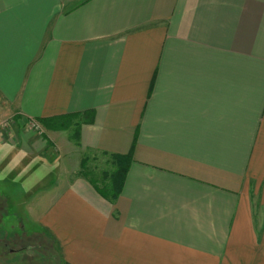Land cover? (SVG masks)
Instances as JSON below:
<instances>
[{
  "label": "crops",
  "instance_id": "obj_1",
  "mask_svg": "<svg viewBox=\"0 0 264 264\" xmlns=\"http://www.w3.org/2000/svg\"><path fill=\"white\" fill-rule=\"evenodd\" d=\"M4 122L3 161L57 164L35 206L60 264H264V0H0ZM105 154L131 159L114 202L81 173Z\"/></svg>",
  "mask_w": 264,
  "mask_h": 264
},
{
  "label": "rangeland",
  "instance_id": "obj_2",
  "mask_svg": "<svg viewBox=\"0 0 264 264\" xmlns=\"http://www.w3.org/2000/svg\"><path fill=\"white\" fill-rule=\"evenodd\" d=\"M62 137L66 139L67 136L62 134ZM56 165L50 158L33 161V166L27 163L22 167L20 163L10 165L0 156V231L15 230L28 236L24 243L26 250L21 251L25 252L23 255L26 258L27 252L32 256L27 261L29 264H60L56 252L51 249L49 243L39 239L38 232L41 230L37 224L43 211L35 206V200L39 196L37 195L39 181L55 180L58 172ZM59 167V171L63 174L66 171L65 163L59 164ZM110 169L109 158L100 155L96 160L83 162L81 173L89 175L88 178L95 182L99 180L96 178L100 175L102 179V172ZM0 239H5V236L0 235ZM13 247L15 246H7L5 241L0 242V251L10 250ZM18 258L21 260V257L16 259ZM26 258L25 264H27Z\"/></svg>",
  "mask_w": 264,
  "mask_h": 264
},
{
  "label": "trees",
  "instance_id": "obj_3",
  "mask_svg": "<svg viewBox=\"0 0 264 264\" xmlns=\"http://www.w3.org/2000/svg\"><path fill=\"white\" fill-rule=\"evenodd\" d=\"M73 118H76V116L72 118L67 116L54 117L43 119L41 122L46 129L55 131H67L70 130L72 126H74V128L71 129L72 131L70 130V137L72 139H77L79 124H71ZM104 156L109 158V164L111 167L110 171L102 172V179L100 175L99 178H96L99 180L95 182L88 178L89 175L84 174V176L89 179V181L93 183L94 186L97 187L101 195L105 196V198H107V200H109L110 202H114L120 194L131 159L129 155L118 156L105 154Z\"/></svg>",
  "mask_w": 264,
  "mask_h": 264
},
{
  "label": "built area",
  "instance_id": "obj_4",
  "mask_svg": "<svg viewBox=\"0 0 264 264\" xmlns=\"http://www.w3.org/2000/svg\"><path fill=\"white\" fill-rule=\"evenodd\" d=\"M30 126L32 127V129H34L35 131H39V127L35 122H31ZM4 127H6V123H0V130L3 129Z\"/></svg>",
  "mask_w": 264,
  "mask_h": 264
}]
</instances>
